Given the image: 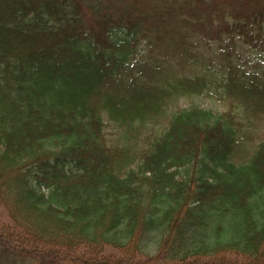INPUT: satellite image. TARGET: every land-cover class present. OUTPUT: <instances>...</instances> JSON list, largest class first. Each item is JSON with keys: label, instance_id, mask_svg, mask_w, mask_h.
I'll list each match as a JSON object with an SVG mask.
<instances>
[{"label": "trees", "instance_id": "16d2710c", "mask_svg": "<svg viewBox=\"0 0 264 264\" xmlns=\"http://www.w3.org/2000/svg\"><path fill=\"white\" fill-rule=\"evenodd\" d=\"M198 39L264 52V0H0V264H264V135L233 159L264 86L165 114L151 82L196 70ZM105 116L161 127L135 153Z\"/></svg>", "mask_w": 264, "mask_h": 264}, {"label": "rangeland", "instance_id": "374dc122", "mask_svg": "<svg viewBox=\"0 0 264 264\" xmlns=\"http://www.w3.org/2000/svg\"><path fill=\"white\" fill-rule=\"evenodd\" d=\"M203 56L196 63V70L185 69V66H173L171 69L169 64L159 63L161 71L156 73L155 77H151V82L158 85V87H167L171 93L165 98L163 102L162 111L169 114L176 106H185L189 101H194L205 107H212L217 109H224L227 106V101L233 100L238 103V98L233 95H227L224 83L228 81L230 75L238 80L247 82L253 81L258 83L259 87L264 86V52L259 49L250 48L249 46L238 45L234 48L233 53H228L227 45L218 43H205L197 40L195 43ZM208 60V61H206ZM210 64L209 72L212 74L213 83L209 94L194 96L190 99L188 96L181 94V90L176 81V74L184 77H193L201 75L205 72L204 65ZM170 69V70H169ZM168 70V71H167ZM166 71V72H165ZM146 79L147 77H143ZM171 87H178L180 92L175 93ZM223 98V99H222ZM240 108L248 105L245 102H239ZM242 105V106H241ZM244 122L246 123V131L241 139L240 146L234 155L236 163H247L250 156L254 152L255 145L260 141L264 135V112L242 111ZM105 123L107 124L108 139L112 143L120 145H130L132 152H137L143 146L144 139L159 131L161 123L158 119H152L146 123L137 121L135 124L116 123L115 120L107 119L105 116ZM122 122V121H120ZM48 193V192H47Z\"/></svg>", "mask_w": 264, "mask_h": 264}]
</instances>
